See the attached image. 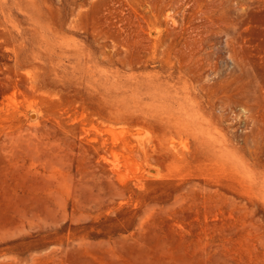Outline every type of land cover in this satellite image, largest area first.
<instances>
[{"label": "rangeland", "instance_id": "374dc122", "mask_svg": "<svg viewBox=\"0 0 264 264\" xmlns=\"http://www.w3.org/2000/svg\"><path fill=\"white\" fill-rule=\"evenodd\" d=\"M0 264H264V0H0Z\"/></svg>", "mask_w": 264, "mask_h": 264}]
</instances>
